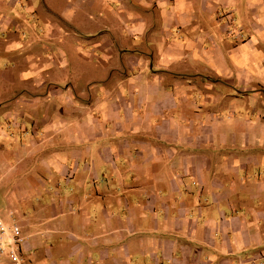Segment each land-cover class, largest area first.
<instances>
[{
	"label": "crops",
	"instance_id": "1",
	"mask_svg": "<svg viewBox=\"0 0 264 264\" xmlns=\"http://www.w3.org/2000/svg\"><path fill=\"white\" fill-rule=\"evenodd\" d=\"M9 211L24 264H264V0H0Z\"/></svg>",
	"mask_w": 264,
	"mask_h": 264
},
{
	"label": "built area",
	"instance_id": "2",
	"mask_svg": "<svg viewBox=\"0 0 264 264\" xmlns=\"http://www.w3.org/2000/svg\"><path fill=\"white\" fill-rule=\"evenodd\" d=\"M229 34L236 39L242 37L233 28ZM7 216V220L0 217V257H5L9 264H24L30 238L24 233L13 211H9Z\"/></svg>",
	"mask_w": 264,
	"mask_h": 264
},
{
	"label": "rangeland",
	"instance_id": "3",
	"mask_svg": "<svg viewBox=\"0 0 264 264\" xmlns=\"http://www.w3.org/2000/svg\"><path fill=\"white\" fill-rule=\"evenodd\" d=\"M72 34H73V33H72ZM71 37H72V38H76V37H74L73 35H71ZM67 70H68V68H67ZM70 72H71V70H69L68 73L65 74V75H70ZM71 74L74 75V72H72ZM57 75H58V77H60V79H63V71H58V72H57ZM84 77H85V75H82V74L79 75V74H77V77H76V78H78V80H79V79L82 80ZM26 229L28 230L27 227H26V228L23 227V231H24V230L26 231Z\"/></svg>",
	"mask_w": 264,
	"mask_h": 264
}]
</instances>
